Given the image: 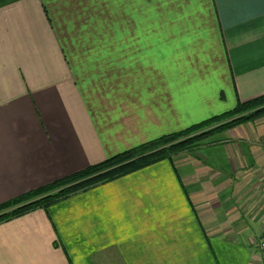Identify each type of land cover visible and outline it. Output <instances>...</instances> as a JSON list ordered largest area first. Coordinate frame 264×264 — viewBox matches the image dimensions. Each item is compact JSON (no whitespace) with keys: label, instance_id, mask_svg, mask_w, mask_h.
Returning <instances> with one entry per match:
<instances>
[{"label":"crops","instance_id":"0c3cea01","mask_svg":"<svg viewBox=\"0 0 264 264\" xmlns=\"http://www.w3.org/2000/svg\"><path fill=\"white\" fill-rule=\"evenodd\" d=\"M262 96L264 0H0V205ZM263 231L264 117L0 224V264H264Z\"/></svg>","mask_w":264,"mask_h":264},{"label":"trees","instance_id":"16d2710c","mask_svg":"<svg viewBox=\"0 0 264 264\" xmlns=\"http://www.w3.org/2000/svg\"><path fill=\"white\" fill-rule=\"evenodd\" d=\"M264 117V96L183 132L151 141L82 172L0 205V224L50 207L79 193L199 147L209 138Z\"/></svg>","mask_w":264,"mask_h":264},{"label":"built area","instance_id":"2783aa9c","mask_svg":"<svg viewBox=\"0 0 264 264\" xmlns=\"http://www.w3.org/2000/svg\"><path fill=\"white\" fill-rule=\"evenodd\" d=\"M255 243H256V248L261 253L262 258L264 259V231L262 232L259 239Z\"/></svg>","mask_w":264,"mask_h":264},{"label":"rangeland","instance_id":"374dc122","mask_svg":"<svg viewBox=\"0 0 264 264\" xmlns=\"http://www.w3.org/2000/svg\"><path fill=\"white\" fill-rule=\"evenodd\" d=\"M151 4H153V2H151ZM164 13H165V12H164ZM204 142H205V141H204ZM204 142H203V143H204ZM183 153H185V152H183Z\"/></svg>","mask_w":264,"mask_h":264}]
</instances>
